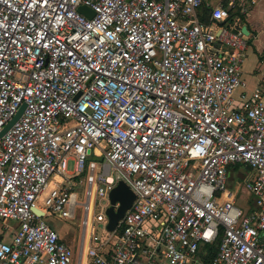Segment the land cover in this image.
I'll use <instances>...</instances> for the list:
<instances>
[{
	"label": "built area",
	"instance_id": "2783aa9c",
	"mask_svg": "<svg viewBox=\"0 0 264 264\" xmlns=\"http://www.w3.org/2000/svg\"><path fill=\"white\" fill-rule=\"evenodd\" d=\"M257 1L204 22L203 0H0V131L25 105L0 138V264H204L213 243L211 264H264V98L235 29Z\"/></svg>",
	"mask_w": 264,
	"mask_h": 264
},
{
	"label": "crops",
	"instance_id": "0c3cea01",
	"mask_svg": "<svg viewBox=\"0 0 264 264\" xmlns=\"http://www.w3.org/2000/svg\"><path fill=\"white\" fill-rule=\"evenodd\" d=\"M222 0H203L198 14L206 17V6H213ZM225 1V0H224ZM240 26H246L248 31L247 47L242 64V75L247 87L246 91L259 87L264 98V0H258L243 16ZM244 90H238L237 95Z\"/></svg>",
	"mask_w": 264,
	"mask_h": 264
},
{
	"label": "water",
	"instance_id": "95a60500",
	"mask_svg": "<svg viewBox=\"0 0 264 264\" xmlns=\"http://www.w3.org/2000/svg\"><path fill=\"white\" fill-rule=\"evenodd\" d=\"M78 12L85 15L87 18L91 19L93 17V12L90 11L86 7H79ZM236 30H240L245 36H248L247 27H236ZM25 109V105L23 104L16 115L11 119V121L0 131V138L13 126V124L21 117L23 111ZM135 195L132 190L122 181H120L110 192L109 200L110 206L105 211V215L107 217V225L105 227L106 231L113 232L117 228L118 223L123 218L125 212L130 209ZM118 206L115 208V206ZM35 213L38 216H43L41 212L37 210ZM51 226V223H49Z\"/></svg>",
	"mask_w": 264,
	"mask_h": 264
},
{
	"label": "rangeland",
	"instance_id": "374dc122",
	"mask_svg": "<svg viewBox=\"0 0 264 264\" xmlns=\"http://www.w3.org/2000/svg\"><path fill=\"white\" fill-rule=\"evenodd\" d=\"M247 87V84H246ZM250 91V90H249ZM71 169V167H70ZM245 170L237 165L233 171L230 173L229 178V187L232 191L236 192L237 194V205L243 208L249 207L250 198H245L243 195H241L240 190L242 187L241 183V175H243ZM47 221L51 223V225H54L55 230H57L59 236L63 240L64 243H66L68 246L72 247L74 249V256H75V262L79 260L80 258V236L82 232L76 228V226H73L70 223L64 222L60 219H57L55 216L48 218Z\"/></svg>",
	"mask_w": 264,
	"mask_h": 264
},
{
	"label": "trees",
	"instance_id": "16d2710c",
	"mask_svg": "<svg viewBox=\"0 0 264 264\" xmlns=\"http://www.w3.org/2000/svg\"><path fill=\"white\" fill-rule=\"evenodd\" d=\"M234 15H237V14L235 13ZM241 19L244 20V17L241 16ZM201 20L206 22V17L203 16ZM216 247H217V243H213V244L205 246L204 254L202 256V261L204 264H211V261L214 255L216 254Z\"/></svg>",
	"mask_w": 264,
	"mask_h": 264
},
{
	"label": "bare ground",
	"instance_id": "6f19581e",
	"mask_svg": "<svg viewBox=\"0 0 264 264\" xmlns=\"http://www.w3.org/2000/svg\"><path fill=\"white\" fill-rule=\"evenodd\" d=\"M87 236H88V232H87Z\"/></svg>",
	"mask_w": 264,
	"mask_h": 264
}]
</instances>
